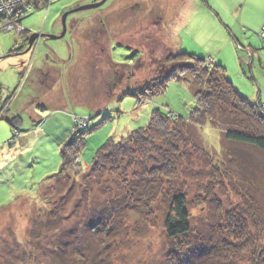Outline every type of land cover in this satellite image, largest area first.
<instances>
[{
	"label": "rangeland",
	"instance_id": "obj_1",
	"mask_svg": "<svg viewBox=\"0 0 264 264\" xmlns=\"http://www.w3.org/2000/svg\"><path fill=\"white\" fill-rule=\"evenodd\" d=\"M99 1L40 0L20 23L30 33L59 35L64 13ZM119 1L69 13L63 37H38L27 52L29 35L20 36L23 30L0 33V115L21 118L17 129L0 119V264H54L53 248L64 242L72 264H200L197 250L215 237L229 239L234 215L246 221L248 241L256 240L264 249V156L235 144H228L230 152L222 154L221 131L209 123L197 129L198 136L191 125L187 127L198 147L188 138L181 150L188 156L186 168L172 181L184 191L190 212L191 234L184 252L183 238L170 239L165 233L166 202L161 195L151 205L154 217L147 218L132 201L122 199L124 170L112 174L106 167L96 176L90 174L94 153L106 140L117 143L128 132L147 129L155 110L163 118L169 110L184 117L195 100L190 79L183 78L170 81L163 93L138 109L133 96L118 99V90L102 105L96 98L106 96L96 85L122 67L90 61L86 53L92 44L85 35L93 27L95 36L98 22L107 23L111 33L104 46L112 61L124 64L130 50L118 42H132L142 53L153 47L162 50L164 40L173 50L206 59L207 67L223 66L240 95L264 107V0H137L129 8L110 10ZM33 2L37 5L39 0ZM114 26H119L120 37L112 32ZM128 26L133 31L124 39L121 34ZM142 72H135V77L142 78ZM126 76L121 75L122 87ZM83 123L88 126L84 147L75 157L81 167H76V174L70 172L68 183L49 188L50 178L61 170L63 144ZM239 151L241 155H235ZM245 154L254 158L246 161L257 165L241 160ZM134 187L137 192L146 185L137 180ZM247 193L259 206L260 230L248 217ZM104 222L113 228L106 237L93 228ZM248 258L245 255L239 264H250Z\"/></svg>",
	"mask_w": 264,
	"mask_h": 264
},
{
	"label": "trees",
	"instance_id": "obj_2",
	"mask_svg": "<svg viewBox=\"0 0 264 264\" xmlns=\"http://www.w3.org/2000/svg\"><path fill=\"white\" fill-rule=\"evenodd\" d=\"M132 2L134 4L137 0H121L114 4L115 8L112 6L110 10H120V6L123 5L129 8ZM40 4V0L37 5L31 1L24 17L32 11L33 7L38 8ZM157 15L160 14L158 13ZM159 20L160 17L158 16L157 20L155 19V24H158ZM101 21H103V18ZM98 24H100L99 27L93 32L95 36L91 33L93 27L91 32H85L87 38L89 37L88 41L92 44L89 53H86V57L89 56V60H92V62H95L93 60L96 59L98 62L96 64L105 63L110 67L117 65L122 67L120 70L122 72L114 70L110 78L104 80L100 85H96L99 90L103 89L102 91H104L106 96L105 98L95 97L100 102H103L101 103L102 105L116 97V90H118V99L124 95L133 96L136 100L134 108L138 109L145 102H151L150 98L163 93L170 81L183 78L191 80L188 79L189 81L187 82L191 83L189 88L194 96L195 106L188 115L179 116L169 110L168 118H163L160 112L155 110L149 120L147 129L128 132L127 137H122L117 143H114L111 139L106 140L94 153L89 166L92 176H96L101 169L106 167L109 168L112 174L124 170L123 181L120 183L125 186L123 188L124 192H121L124 195L122 199L132 201V205L139 207L140 212L147 218L154 217L151 205L161 195L166 202L163 223L165 233L170 239L183 238L182 251L184 252L189 246V238L187 239V237L191 234L190 212L184 191L176 189L172 181H175L181 171L186 168L183 166L184 157L188 156L181 150H183L184 145L189 144L188 142L193 137L192 132L187 131V127L191 125L195 129L196 136H198L197 129L204 127L208 123L219 129L221 131L222 154L230 152L228 144H235L253 149L264 156V107L260 105L259 100L251 104L241 96L227 78L226 70L223 66L213 63L211 67H207L210 63L206 59L196 57L182 50H173L166 45L167 42H164V40L163 42L161 41L162 50L159 48L161 51L153 47L142 53H139L141 52L139 47L134 46L132 42H118L130 50V55L126 64L116 63L112 61L109 52L104 46L105 43H103L106 37H110L107 23L98 22ZM117 27L111 28V30H114L112 31L113 33L117 31ZM150 30L152 33L155 31L153 26H150ZM2 31L4 30H1L0 33ZM23 31L20 36L25 33L31 34L25 28H23ZM132 31L133 28L130 26L129 30L122 33L121 36L126 39L127 35L132 33ZM117 34L119 35L116 32ZM128 39L133 41L134 38ZM96 49L98 50L97 53L94 51ZM237 49L244 50L238 45ZM138 53L139 55L137 56ZM145 57L148 58L146 59ZM133 59H135L133 65L129 64ZM135 72H142L144 76L137 79L134 75ZM125 73L127 74L125 77L126 84L122 87L120 85L123 80L121 75ZM26 111L28 114L31 112L28 108ZM0 119L6 120L13 129H17V125L21 121L18 115H14L11 118L0 115ZM170 124H172V127ZM87 128L88 126L84 129H75L74 137L63 144L61 170L50 178L49 182L52 181L53 183L51 182L52 184L49 185V188H60L61 185L65 184L64 181L68 183L71 171L75 172V174L78 172L76 167L81 166L79 165V159L75 160V157H78L84 147V135ZM193 141L194 147L197 148L198 146ZM151 153H156V156L151 155ZM241 153L242 151H239L235 155H241ZM147 154H149L148 159H144ZM241 158L246 163L256 164L255 161H246V159L250 158L246 154ZM250 159L254 160L253 157ZM208 162H210V159H208ZM146 163L149 164L146 165ZM132 167L135 169L130 171L129 168ZM216 169L212 167L211 170L212 172H218ZM127 170L131 174H128ZM90 174L88 173V175ZM137 180L144 182L146 187H142V189L137 187L140 191L136 192L133 184ZM247 196L249 198L246 203V209L249 212L248 217L253 220L252 223L255 225L258 223L257 228L259 229L260 225L263 226L258 219L261 216L259 206L251 195L247 193ZM108 223L104 222L99 227L93 225V228L94 230L99 229L106 237L113 230ZM229 224L233 226V228H230L232 230L228 231L230 238L222 242L220 237H215V239L213 238L207 243L206 248L197 250L198 256L196 259L198 263L239 264L244 256L248 254L250 264H264V249L263 247H257L258 242L256 240L248 241L246 221L242 220L241 215H234L233 220ZM263 230L261 231L264 233ZM101 237L102 235L99 236V239ZM67 248L66 242L63 244L56 243V247L53 248L51 253L56 259L54 264L70 263V257H68V252H66L69 251L66 250ZM88 250L91 249L89 248Z\"/></svg>",
	"mask_w": 264,
	"mask_h": 264
},
{
	"label": "built area",
	"instance_id": "obj_3",
	"mask_svg": "<svg viewBox=\"0 0 264 264\" xmlns=\"http://www.w3.org/2000/svg\"><path fill=\"white\" fill-rule=\"evenodd\" d=\"M31 1L33 0H0V31L4 30L18 32L23 30L20 20L24 17V15H26ZM19 3H23L24 5L20 7L21 9L19 8L15 11ZM15 21H18V23ZM81 120L78 119L77 122ZM79 127L80 129H84L86 124L83 123Z\"/></svg>",
	"mask_w": 264,
	"mask_h": 264
},
{
	"label": "water",
	"instance_id": "obj_4",
	"mask_svg": "<svg viewBox=\"0 0 264 264\" xmlns=\"http://www.w3.org/2000/svg\"><path fill=\"white\" fill-rule=\"evenodd\" d=\"M105 1L106 0H101L99 2H95V3H92V4L83 5V6H80V7L76 8V9H74V10H70V11L64 13L62 15V18H61L62 30L59 33V35H44V34H38V33H31L30 36L28 37V45H27V48L25 49L24 52H27L28 50L31 49V46L38 39V37L44 36V37L49 38V39H58V38L63 37L65 32H66V18H67V15L69 13H72V12H75V11H79V10H84V9L97 8V7H100L102 4H104Z\"/></svg>",
	"mask_w": 264,
	"mask_h": 264
},
{
	"label": "crops",
	"instance_id": "obj_5",
	"mask_svg": "<svg viewBox=\"0 0 264 264\" xmlns=\"http://www.w3.org/2000/svg\"><path fill=\"white\" fill-rule=\"evenodd\" d=\"M212 60H213V62L215 61V59H214V58H212Z\"/></svg>",
	"mask_w": 264,
	"mask_h": 264
},
{
	"label": "flooded vegetation",
	"instance_id": "obj_6",
	"mask_svg": "<svg viewBox=\"0 0 264 264\" xmlns=\"http://www.w3.org/2000/svg\"><path fill=\"white\" fill-rule=\"evenodd\" d=\"M30 36V35H29ZM28 39V38H27Z\"/></svg>",
	"mask_w": 264,
	"mask_h": 264
}]
</instances>
